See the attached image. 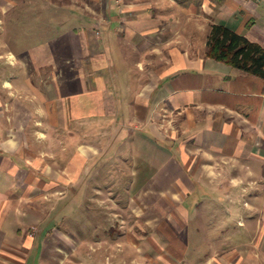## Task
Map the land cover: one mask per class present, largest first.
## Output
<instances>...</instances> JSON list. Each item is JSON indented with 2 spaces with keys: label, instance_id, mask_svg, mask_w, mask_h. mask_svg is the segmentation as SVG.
I'll return each mask as SVG.
<instances>
[{
  "label": "crops",
  "instance_id": "0c3cea01",
  "mask_svg": "<svg viewBox=\"0 0 264 264\" xmlns=\"http://www.w3.org/2000/svg\"><path fill=\"white\" fill-rule=\"evenodd\" d=\"M14 9L52 37L1 46L0 264H264V80L206 56L212 23L264 46V0Z\"/></svg>",
  "mask_w": 264,
  "mask_h": 264
},
{
  "label": "rangeland",
  "instance_id": "374dc122",
  "mask_svg": "<svg viewBox=\"0 0 264 264\" xmlns=\"http://www.w3.org/2000/svg\"><path fill=\"white\" fill-rule=\"evenodd\" d=\"M216 1V2H215ZM218 0H214V3L217 4ZM184 5H186L187 7L191 8L194 5H197L198 0H183ZM91 5V4H90ZM92 7H95V4L91 5ZM64 11L61 10H55L53 11V14L51 15H47L44 18L40 17H36L35 19L37 20V24L38 26H42L43 25H49V19L51 17L55 16H61ZM219 13L216 14V16H218ZM16 16V18H15ZM63 17V16H62ZM61 17V18H62ZM67 18V17H66ZM28 19V21L22 19L21 17H18V14H16V10H12L9 14L4 15L2 13H0V53L3 51V49H1L2 45H7V47L10 48H14V49H23V48H27L28 46H32V45H36L40 42H42L45 39H49L52 37V34H50V31H47L46 29H39L37 31L36 28L33 27V22H30ZM64 20V18H63ZM73 22L75 23L76 21L74 19H65L62 23V25H60L57 29H61L63 27H65L66 25L69 24H73ZM194 20H184V25H185V29H191L192 24L194 23ZM31 24V25H30ZM4 61H0V73H2L4 71L3 67L1 64H3ZM10 73V72H9ZM126 180H123V182H125ZM122 181H120L119 183H121ZM116 184V183H115ZM123 183L114 186V188H118L119 193H123L124 189H122V185ZM105 197H108L107 195ZM200 199L201 196L197 195L195 197H193V201H195L196 199ZM211 198V197H210ZM202 199H204L201 203V205H208V204H212V203H217V204H222L223 202V196L222 194H216V199L215 201L209 200L208 196H202ZM109 201V200H108ZM196 202V201H195ZM206 209V208H205ZM205 218H208V216L210 215V217L212 218H222L221 217V213L220 212H216V211H210L209 215L206 211L202 212ZM214 215V216H213Z\"/></svg>",
  "mask_w": 264,
  "mask_h": 264
},
{
  "label": "trees",
  "instance_id": "16d2710c",
  "mask_svg": "<svg viewBox=\"0 0 264 264\" xmlns=\"http://www.w3.org/2000/svg\"><path fill=\"white\" fill-rule=\"evenodd\" d=\"M206 56L264 80V46L223 23H212Z\"/></svg>",
  "mask_w": 264,
  "mask_h": 264
}]
</instances>
